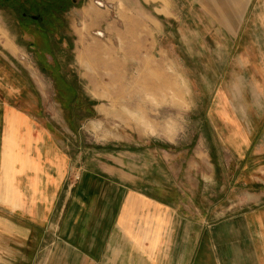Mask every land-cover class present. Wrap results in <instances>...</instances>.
Instances as JSON below:
<instances>
[{
    "label": "rangeland",
    "instance_id": "1",
    "mask_svg": "<svg viewBox=\"0 0 264 264\" xmlns=\"http://www.w3.org/2000/svg\"><path fill=\"white\" fill-rule=\"evenodd\" d=\"M84 1L48 36L61 77L30 49L40 37L2 15L3 46L77 167L132 152L154 186L177 193L170 204L185 199L186 214L212 222L262 205L264 0H163L165 16L144 0Z\"/></svg>",
    "mask_w": 264,
    "mask_h": 264
},
{
    "label": "crops",
    "instance_id": "2",
    "mask_svg": "<svg viewBox=\"0 0 264 264\" xmlns=\"http://www.w3.org/2000/svg\"><path fill=\"white\" fill-rule=\"evenodd\" d=\"M19 1L0 0V264H26L28 253L32 264H264V203L212 222L186 214L185 199L170 204L177 193L154 186L132 152L77 167L42 118L33 77L3 46V14L21 31ZM144 1L165 16L163 0Z\"/></svg>",
    "mask_w": 264,
    "mask_h": 264
},
{
    "label": "flooded vegetation",
    "instance_id": "3",
    "mask_svg": "<svg viewBox=\"0 0 264 264\" xmlns=\"http://www.w3.org/2000/svg\"><path fill=\"white\" fill-rule=\"evenodd\" d=\"M77 2L78 0H22L17 5L18 10H23L22 13L18 14L16 22L21 33L36 35L43 42V44H40L32 39H26L31 42L29 43L30 49L37 59L43 61L59 77L61 76L59 71L56 70V56L52 52L53 50L46 48L48 46V36L57 34L60 25L63 24L62 15L66 14L70 10V6ZM59 86L61 89L70 92L71 95L73 94L72 87L62 83V80H60Z\"/></svg>",
    "mask_w": 264,
    "mask_h": 264
},
{
    "label": "built area",
    "instance_id": "4",
    "mask_svg": "<svg viewBox=\"0 0 264 264\" xmlns=\"http://www.w3.org/2000/svg\"><path fill=\"white\" fill-rule=\"evenodd\" d=\"M79 179V177H75V180H78Z\"/></svg>",
    "mask_w": 264,
    "mask_h": 264
}]
</instances>
